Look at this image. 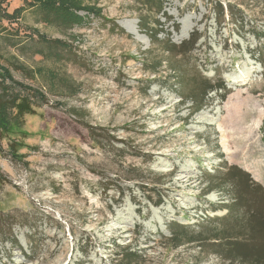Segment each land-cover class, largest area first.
Instances as JSON below:
<instances>
[{
	"label": "rangeland",
	"instance_id": "374dc122",
	"mask_svg": "<svg viewBox=\"0 0 264 264\" xmlns=\"http://www.w3.org/2000/svg\"><path fill=\"white\" fill-rule=\"evenodd\" d=\"M163 2L156 18L135 0L0 5V92L36 104L0 132V264H242L244 240L262 252L264 202L244 192L254 216L237 196L241 182L264 190V0Z\"/></svg>",
	"mask_w": 264,
	"mask_h": 264
},
{
	"label": "trees",
	"instance_id": "16d2710c",
	"mask_svg": "<svg viewBox=\"0 0 264 264\" xmlns=\"http://www.w3.org/2000/svg\"><path fill=\"white\" fill-rule=\"evenodd\" d=\"M27 1V0H26ZM138 4L142 5L143 8H146L149 14H152L155 18L160 15L163 11L164 8V0H135ZM4 2V0H0V5ZM60 4V3H58ZM57 4V7L59 5ZM154 12V14H153ZM53 18H55V15L50 14ZM143 27L147 30L146 35L152 38L153 43H159V40L157 39V36L160 33V30H157V26L161 25L157 20H155L154 23H151L150 20H146L143 22ZM151 25H155L151 27ZM151 27V28H150ZM198 39L195 38V36H192L191 39L188 41L183 42L179 47H176L173 44H170L167 48V52L174 54V53H180L182 55L187 54L189 51V48L191 46H194ZM161 63V62H160ZM169 63V61H168ZM172 67L170 68L174 72H181L180 66L175 67V65H171ZM182 74L183 71L181 72ZM8 77L11 78L10 75ZM14 83V82H13ZM177 83L179 85H184L185 79L184 75H182V78L177 76ZM207 82L202 83V85H206ZM21 87V86H20ZM221 89H223L221 86H219ZM21 91H15L14 88L10 86H3L1 92H0V132L5 133V134H10L13 132L17 127H21V125L24 122V117L26 115H30L34 113V107L36 104L33 102V97L34 95L28 93L26 90L27 88L21 87ZM24 91V92H22ZM27 93V94H26ZM37 97V96H36ZM200 109L198 108L196 111H199ZM252 182V181H251ZM240 185H242V188L238 192L237 198L239 199L240 203L242 206L247 207V209L251 210L250 212L254 214L255 216V209L254 206H251L252 204L247 200L246 196L244 195V192L247 190L249 191L250 196L254 199L255 202H264V190L259 186L256 185L255 183L252 182V186L248 184V188L244 186V183L241 182ZM251 208V209H250ZM263 216V215H262ZM264 220V216H263ZM264 223H262L261 228L262 230H259L262 233V237L264 240ZM250 231L254 230L253 224H249ZM234 233V232H232ZM229 234L228 231L223 232V238L224 235ZM252 235V234H251ZM250 235V236H251ZM247 236V235H246ZM246 236H242L240 233L236 234V238H245ZM247 240L244 241H237L234 242L232 245L233 247H237V251H234L235 254L231 257H235L242 263V264H264V246H262V252L261 253H256L253 254L251 251L243 250L244 246L243 242H246ZM16 243V241L14 240ZM249 242V241H247ZM227 245V244H226ZM229 245V244H228ZM229 251V250H228ZM238 253V254H237Z\"/></svg>",
	"mask_w": 264,
	"mask_h": 264
},
{
	"label": "bare ground",
	"instance_id": "6f19581e",
	"mask_svg": "<svg viewBox=\"0 0 264 264\" xmlns=\"http://www.w3.org/2000/svg\"><path fill=\"white\" fill-rule=\"evenodd\" d=\"M126 28H127V30H128L129 32H131V33H133L135 36H137V34H136L137 32L135 31V29L132 30V27H130V26H127Z\"/></svg>",
	"mask_w": 264,
	"mask_h": 264
}]
</instances>
